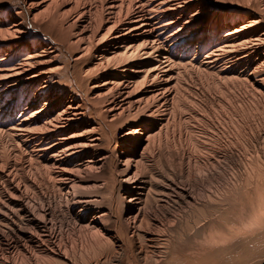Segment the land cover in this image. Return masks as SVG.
Masks as SVG:
<instances>
[{
    "label": "bare ground",
    "instance_id": "6f19581e",
    "mask_svg": "<svg viewBox=\"0 0 264 264\" xmlns=\"http://www.w3.org/2000/svg\"><path fill=\"white\" fill-rule=\"evenodd\" d=\"M0 264H264V0H0Z\"/></svg>",
    "mask_w": 264,
    "mask_h": 264
},
{
    "label": "rangeland",
    "instance_id": "374dc122",
    "mask_svg": "<svg viewBox=\"0 0 264 264\" xmlns=\"http://www.w3.org/2000/svg\"><path fill=\"white\" fill-rule=\"evenodd\" d=\"M224 168H223L224 170L223 169L220 170V174H217L214 177L209 176L208 178L205 179V181L202 184H200L199 188L196 189V192H197L196 194L199 197H200V195H202V197H203L205 195V192L207 189H215V187L219 188L220 193L227 194V183H228V181H227L226 176H227L228 172L230 171L231 167L229 166L228 163L227 164L225 163ZM225 173H226V175H225ZM246 227L248 228V225Z\"/></svg>",
    "mask_w": 264,
    "mask_h": 264
}]
</instances>
